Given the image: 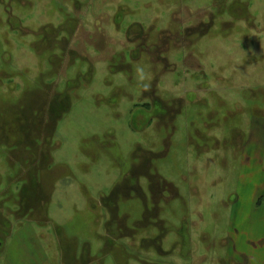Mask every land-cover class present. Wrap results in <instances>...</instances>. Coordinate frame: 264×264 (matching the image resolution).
<instances>
[{
    "label": "rangeland",
    "instance_id": "1",
    "mask_svg": "<svg viewBox=\"0 0 264 264\" xmlns=\"http://www.w3.org/2000/svg\"><path fill=\"white\" fill-rule=\"evenodd\" d=\"M0 264H264V0H0Z\"/></svg>",
    "mask_w": 264,
    "mask_h": 264
}]
</instances>
